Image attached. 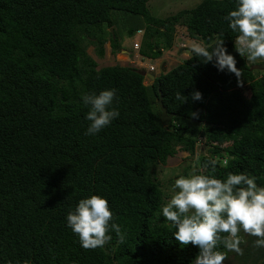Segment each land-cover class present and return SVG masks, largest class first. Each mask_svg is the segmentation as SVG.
I'll return each mask as SVG.
<instances>
[{"label": "trees", "instance_id": "obj_1", "mask_svg": "<svg viewBox=\"0 0 264 264\" xmlns=\"http://www.w3.org/2000/svg\"><path fill=\"white\" fill-rule=\"evenodd\" d=\"M148 1L0 0V264H191L199 249L180 245L157 215L166 202L155 169L177 148L196 156L199 137L207 149L195 170L211 172L215 159L218 178L242 172L264 186V71H252L235 51L236 33L224 17L236 0H202L166 18L153 17ZM114 11L129 15L119 33ZM178 26L209 51L224 39L240 78L192 52L146 86L141 71L98 69L86 53L93 46L101 58L109 42L115 55L123 36L141 31L139 55L157 60L172 49ZM106 89L116 90L119 117L85 135L89 107L82 94ZM159 91L173 115L168 128ZM194 91L201 100L191 98ZM177 92L187 101L176 100ZM93 194L108 201L123 244L110 231L104 247L86 250L67 226L68 212ZM241 236L240 264H264V248Z\"/></svg>", "mask_w": 264, "mask_h": 264}, {"label": "clouds", "instance_id": "obj_2", "mask_svg": "<svg viewBox=\"0 0 264 264\" xmlns=\"http://www.w3.org/2000/svg\"><path fill=\"white\" fill-rule=\"evenodd\" d=\"M224 19L236 33L234 48L238 55L253 64L264 62V0H236L235 9ZM192 51L203 57L204 63L215 58L218 70L227 69L240 78L235 57L227 52L224 39L218 38L211 51L202 44H194ZM191 98L201 100L202 95L194 91ZM115 99H118L115 89L82 94V102L89 107L85 135L95 136L119 117L118 110L112 107ZM175 99L186 102L188 97L177 92ZM192 116L195 118L196 113ZM209 163L211 172L193 169L187 175H179L157 213L175 229L172 236L180 245L191 244L199 249L191 264H224L227 253L218 250L221 245L228 252L243 255L241 244L245 241L241 233L255 238L254 247L264 248V186H258L254 176L242 172H227L218 178L215 175L218 161L212 159ZM112 220L108 201L95 194L80 199L66 216L67 226L86 250L104 247L112 239L110 231L116 234L119 243H124L122 226L110 223Z\"/></svg>", "mask_w": 264, "mask_h": 264}, {"label": "rangeland", "instance_id": "obj_3", "mask_svg": "<svg viewBox=\"0 0 264 264\" xmlns=\"http://www.w3.org/2000/svg\"><path fill=\"white\" fill-rule=\"evenodd\" d=\"M202 0H149L148 2V9L150 14L156 18H166L170 15H173L182 10H190L196 7ZM112 17H115L120 22V26L115 28L117 33L122 32L126 28V24L128 23L129 15L121 12H112ZM112 28L109 29V31ZM182 29V28H181ZM113 30V29H112ZM185 30V29H184ZM183 30V31H184ZM176 37V36H175ZM140 38L139 34H135L132 38L128 41L126 40L125 46L123 47V51H127L128 53L120 51L119 53L113 55L111 54L110 43L107 42L104 46L105 53L103 57L99 58L95 54V50L93 46H89L86 50L87 55H89L98 66V69L108 67V66H130L142 72H150L147 71L144 62L137 56L136 50L133 48V43L138 41ZM122 41L128 39L127 37L123 36ZM178 43L184 44L185 40L189 41L190 44H186V47H180L177 51H165L162 57L155 63L154 72L151 74H156V76L162 73L161 66H164L165 69L169 70L182 61L189 58L192 51V46L194 44H201L199 41H193L187 37H181L180 35L177 36ZM187 49L190 50L189 52H184L183 50ZM128 55L129 59L126 58ZM150 63V62H149ZM253 66L261 64L260 61L256 62L255 64L250 63ZM154 66V65H153ZM144 84L149 86L151 84V80L145 77ZM244 96L246 98L249 97L248 93H245ZM190 127L198 128V124L192 121H187ZM203 141V140H202ZM203 145L196 144V156H189L187 152L182 151L180 148H177V152L174 156L169 157L165 164H159L156 166L155 172L158 180L160 181L163 191L165 193V202L169 198L168 194L171 189L172 184L176 178H179V175H187L190 171L194 168L195 163L197 162V156L206 152V147L204 142ZM224 264H240L238 259V255L231 254L227 257Z\"/></svg>", "mask_w": 264, "mask_h": 264}, {"label": "water", "instance_id": "obj_4", "mask_svg": "<svg viewBox=\"0 0 264 264\" xmlns=\"http://www.w3.org/2000/svg\"><path fill=\"white\" fill-rule=\"evenodd\" d=\"M110 32L112 33L113 30L111 29ZM250 69L252 71H255V70L264 71V63L263 64H259V65H255V66L251 67ZM161 70H162V73L163 74L166 73L165 72L166 69H165L164 66L161 67ZM141 75H143L144 77L149 78L152 81L155 80V76L152 75V74H150V73L141 72ZM157 106H158V109L160 111V119H161V122L163 123V126L165 128H168V125H169L170 121L172 120L173 115L167 113V110L164 107L163 102H162V95H161V92L160 91H159V98L157 100Z\"/></svg>", "mask_w": 264, "mask_h": 264}, {"label": "built area", "instance_id": "obj_5", "mask_svg": "<svg viewBox=\"0 0 264 264\" xmlns=\"http://www.w3.org/2000/svg\"><path fill=\"white\" fill-rule=\"evenodd\" d=\"M182 32H184L183 30H180L179 28H177L176 29V33H175V39H177V36L178 35H180L181 37L183 36V35H181V33ZM136 34H139L140 36H141V31H138ZM184 37V36H183ZM185 38V37H184ZM176 42H177V40H176ZM139 47H140V38H139V40L138 41H136V42H134L133 43V48H134V50H136V52H137V56L138 57H140V59L143 61V62H147L149 59H145V58H142L140 55H139V53H138V50H139ZM180 47H186V44L184 43V44H179L178 43V48H180ZM264 62H261V64H263ZM145 64V63H144ZM145 67H146V70L147 71H151V73L152 72H154V69H155V66H153V64L152 63H146L145 64ZM150 73V72H149ZM203 140V141H202ZM202 142H204V138L203 137H199L198 139H197V145L199 144V145H203V143ZM214 145H216V143H213ZM204 145H205V143H204ZM226 144H223V145H221L220 147H224ZM206 147V146H205ZM206 149H207V147H206ZM223 163H225V161H223Z\"/></svg>", "mask_w": 264, "mask_h": 264}, {"label": "crops", "instance_id": "obj_6", "mask_svg": "<svg viewBox=\"0 0 264 264\" xmlns=\"http://www.w3.org/2000/svg\"><path fill=\"white\" fill-rule=\"evenodd\" d=\"M149 2V1H148ZM177 28H179L180 30H184L185 28L184 27H182V26H178ZM182 28V29H181ZM130 38H128V39H125L124 41H122V43H121V45H122V52H125V53H128L127 51H123V47L125 46V43H126V40L128 41ZM185 44H190V42L189 41H187V40H185V42H184ZM172 51H176V53H177V51L179 50V48H178V41L176 42V39H174V44H173V47H172V49H171ZM184 52H189L190 50H187V49H184L183 50ZM165 52V51H164ZM163 52V53H164ZM171 52V51H170ZM163 55V54H162ZM129 56L128 55H126V58L127 59H129L128 58ZM157 61H159V59H157V60H148L147 62H144L145 64L146 63H152L154 66H156L155 65V63L157 62ZM155 62V63H154ZM162 67V66H161ZM170 70V69H169ZM168 69L165 71V72H168L169 71ZM162 74V73H161ZM154 76L155 77H157L156 76V74H154ZM159 76V75H158ZM153 81H151V83H152Z\"/></svg>", "mask_w": 264, "mask_h": 264}, {"label": "bare ground", "instance_id": "obj_7", "mask_svg": "<svg viewBox=\"0 0 264 264\" xmlns=\"http://www.w3.org/2000/svg\"><path fill=\"white\" fill-rule=\"evenodd\" d=\"M142 72V71H141Z\"/></svg>", "mask_w": 264, "mask_h": 264}]
</instances>
